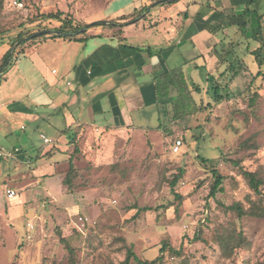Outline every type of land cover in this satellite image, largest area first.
I'll return each mask as SVG.
<instances>
[{"label":"rangeland","instance_id":"obj_1","mask_svg":"<svg viewBox=\"0 0 264 264\" xmlns=\"http://www.w3.org/2000/svg\"><path fill=\"white\" fill-rule=\"evenodd\" d=\"M18 1L21 8L12 0H2L0 8V47L4 43L13 47L14 59L32 42L21 39L60 25L41 18L40 13L61 10L75 23L107 24L112 20L115 27L105 26L111 29L108 33L116 35L118 27L123 28L119 26L121 19L104 16L109 0ZM105 26L89 29L97 31ZM142 37L129 32L124 40L136 46ZM36 52V56L41 52L50 56L39 48ZM253 59L246 57L244 62L251 73L241 72L236 77L231 71L214 74L220 85L227 86L229 99L213 101L212 82L203 69L194 75L198 89L193 85L182 95L169 91L172 100L167 107L164 103L157 106L160 118L157 114L154 120L156 125L161 123L163 133L158 138L154 133L145 139L138 136L141 153L93 167L90 162H73L74 158L81 161V150L77 140L70 143L69 155L78 148L72 163L81 174L68 186L59 181L68 171L69 159L58 173L51 174L53 178L46 179L51 177L46 174L33 181L25 165L5 172L10 158L0 154V176L5 172L0 177V264H70L60 237L73 249L76 264H121L128 249L139 259L151 260L159 255L163 241L179 253L163 252L160 264H264V217H238L234 210L226 209L233 203L247 208L259 199L240 174V168L264 171V74L253 77L257 70ZM11 68L3 75L8 76ZM12 72L8 80L21 82ZM4 91L9 96L10 92ZM3 117L0 112V133L5 128ZM11 131L22 136L29 128L20 130L11 125ZM177 138L182 145L173 153ZM27 141L21 145L28 160L46 145L37 135ZM198 154L207 159L205 164ZM213 166L225 180L222 190L211 198L207 196L212 182L208 169ZM179 168H184V175L174 189L181 199L175 198L169 187ZM13 174L15 177H8ZM6 188L13 189L15 195L7 197ZM260 191L264 193V183ZM230 231L234 237L241 232L244 240L225 254L217 238ZM196 232L198 239L193 238ZM129 264L137 263L130 257Z\"/></svg>","mask_w":264,"mask_h":264},{"label":"crops","instance_id":"obj_2","mask_svg":"<svg viewBox=\"0 0 264 264\" xmlns=\"http://www.w3.org/2000/svg\"><path fill=\"white\" fill-rule=\"evenodd\" d=\"M249 1L109 0L104 16L121 18L119 21L125 23L123 38L130 32L143 36L142 43L135 46L124 39L119 41L107 32L111 29L104 27L89 29L86 34L94 36L84 41L49 38L25 44L8 76L3 75L0 82V112L5 127L0 133V154L10 158L5 172L25 165L33 181L58 173L68 163L73 137L81 150V161L74 158L73 162L86 161L93 167L141 153L138 136L145 139L154 133L158 138L163 133L162 126L158 127L161 123L154 124L160 111L155 83L163 76L181 71L187 92L193 85L199 88L194 77L199 69L208 80L226 71V57L237 55L245 63L246 57L254 58L250 52L260 44L264 0H254L244 12ZM99 33L102 35L97 36ZM38 48L50 56L42 52L36 56ZM7 49L5 43L0 47V58ZM247 68L242 72L251 73ZM11 72L22 81L8 80ZM166 84L168 93L178 91L175 83ZM4 90L10 92L9 96ZM11 125L20 130L28 127L29 131L15 135ZM35 135L50 141H43L46 145L28 160L21 144Z\"/></svg>","mask_w":264,"mask_h":264},{"label":"trees","instance_id":"obj_3","mask_svg":"<svg viewBox=\"0 0 264 264\" xmlns=\"http://www.w3.org/2000/svg\"><path fill=\"white\" fill-rule=\"evenodd\" d=\"M254 0H250L246 4V10L248 9V6L252 4ZM2 6V0H0V8ZM40 17L46 18V19H52L60 22V25L58 27H55L54 29H47V30H52L50 33H41L39 35H36V33H33L32 35L25 37L21 39L23 42L25 39L29 40H36L39 38H45V37H50V38H64V39H69V40H74V41H84L87 38L93 37L94 35H86L87 29L93 27V26H111L115 27L116 24L114 21L111 20V22L108 21V23H104V21H95L91 23H75L72 18H70L66 13H64L61 10H56L55 12H48V13H40ZM121 19V18H119ZM125 23H121L119 26H123ZM105 26V27H106ZM86 27L85 31L82 33H77L81 28ZM259 28L261 30V37L259 39L260 44L257 48L253 49L250 54L253 55L254 60L259 67L255 74H253V77H260L263 76L264 71L260 69L261 66L264 65V53H263V47H264V25L259 24ZM113 29V28H112ZM118 35L112 33L114 37H116L119 41H123V36H122V31L121 27H118ZM41 30H38L40 32ZM19 35V34H18ZM102 34L99 33L97 36H101ZM23 36L19 35V38H22ZM14 45V44H13ZM124 47H127L129 49H133L135 51H142L143 49H140L139 47H134V46H129L122 44ZM15 51L13 47H9L5 53L2 55L0 58V82L2 80V76L4 72L13 64L15 61ZM225 61L227 62V67L226 71H231L232 76L236 77L239 74H241L242 70L245 68L244 62L241 57L234 55L230 58H225ZM222 75V74H221ZM208 79L212 82V85H209V89L212 95V99L214 102H221L224 99H229V91L227 90V86H222L220 85L215 77L213 75L209 76ZM165 80L167 82H165ZM175 83L178 87V95L184 94L186 91V82L184 79V76L181 71H173L165 76H163V80H159L157 83H155V91L157 94V102L160 106V103H166L170 102L172 100V97L168 96V92L166 90V83ZM222 86V87H221ZM169 99V100H168ZM164 108L165 106H161ZM167 107V105H166ZM158 127H161L159 125ZM76 138H71V143L75 142ZM78 153V148H74L71 154L69 155V167L68 171L64 176L60 178V185L62 186H68L71 184V182L78 178L81 174V170L74 167L72 163V157H74ZM199 157L200 162L202 164H205L207 162V159L202 157L201 155H197ZM212 182L209 187L208 191V197L214 198L218 192L222 190V183L225 180V176L222 175L214 166L208 169ZM240 174L243 177V179L246 181L247 186L257 193L259 195V199L257 202L251 204L249 207L244 208L241 206L239 203H233L231 205H228L226 209H231L234 210L237 214L238 217L242 216H251V217H264V193L260 191V186L264 183V171L258 169L254 171H249L240 168ZM184 175V168H179L177 173H175L172 177V179L169 181V187L174 193L175 198L181 199V195H178L175 193V186L177 184V181ZM198 239L199 235L198 232L194 234V237ZM61 242L64 243L65 247L67 248V251L69 253V260L70 264H76L74 254H73V249L68 245L67 241L65 240L64 237H60ZM218 243L221 246L222 251L225 252V254H228V250L232 251L234 248L239 247L243 244V234L241 232H238V234L234 237L233 232H228V233H222L218 236L217 238ZM173 252L175 254H178L179 251L173 249L167 242L163 241L162 245L159 248V255L156 256L154 259L151 260H142L136 257L131 249H128L127 255L124 259V261L121 264H129V258L132 257L133 260L137 264H160L161 263V258H162V253L163 252Z\"/></svg>","mask_w":264,"mask_h":264},{"label":"built area","instance_id":"obj_4","mask_svg":"<svg viewBox=\"0 0 264 264\" xmlns=\"http://www.w3.org/2000/svg\"><path fill=\"white\" fill-rule=\"evenodd\" d=\"M12 3L14 5H16L18 8H21L22 7V3L19 2L18 0H12ZM43 141L44 142H48L50 140L44 137L43 138ZM181 145H182V140L180 138H177L174 141L173 145H172V152L173 153H177L179 151ZM5 194L9 198H11V197H13L15 195L14 190L13 189H10V188H6L5 189Z\"/></svg>","mask_w":264,"mask_h":264},{"label":"water","instance_id":"obj_5","mask_svg":"<svg viewBox=\"0 0 264 264\" xmlns=\"http://www.w3.org/2000/svg\"><path fill=\"white\" fill-rule=\"evenodd\" d=\"M86 27H83L81 28L77 33H82L83 31H85ZM52 30H43V31H40V32H37L36 35H39L41 33H50Z\"/></svg>","mask_w":264,"mask_h":264}]
</instances>
